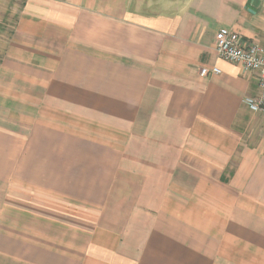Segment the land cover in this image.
<instances>
[{
	"label": "crops",
	"instance_id": "obj_1",
	"mask_svg": "<svg viewBox=\"0 0 264 264\" xmlns=\"http://www.w3.org/2000/svg\"><path fill=\"white\" fill-rule=\"evenodd\" d=\"M12 1L0 264H264L259 78L214 47L264 48V0Z\"/></svg>",
	"mask_w": 264,
	"mask_h": 264
},
{
	"label": "built area",
	"instance_id": "obj_2",
	"mask_svg": "<svg viewBox=\"0 0 264 264\" xmlns=\"http://www.w3.org/2000/svg\"><path fill=\"white\" fill-rule=\"evenodd\" d=\"M217 57L230 63L241 64L245 70L258 75V94L247 97L243 103L253 113L264 114V48L256 43L244 42L238 33L227 28L219 29L214 38ZM218 74L217 68L202 69L201 76Z\"/></svg>",
	"mask_w": 264,
	"mask_h": 264
},
{
	"label": "rangeland",
	"instance_id": "obj_3",
	"mask_svg": "<svg viewBox=\"0 0 264 264\" xmlns=\"http://www.w3.org/2000/svg\"><path fill=\"white\" fill-rule=\"evenodd\" d=\"M158 1H161V0H158ZM12 3H13L12 0H0V31L4 32V30H6V33H8V34L10 33V31L14 25L13 19H11L8 16L9 10L11 8L10 5L12 6ZM162 4L163 3H161V5ZM41 111H42L41 122L46 124V125L54 124V120H55L54 116L52 117V116L46 114L47 110L44 109L43 107H41ZM15 120L16 119H14L10 122H6L7 128L9 126L11 129H15L16 131L21 130L22 127H20L18 124H16ZM55 124H56V122H55ZM62 124H64V123H62Z\"/></svg>",
	"mask_w": 264,
	"mask_h": 264
}]
</instances>
